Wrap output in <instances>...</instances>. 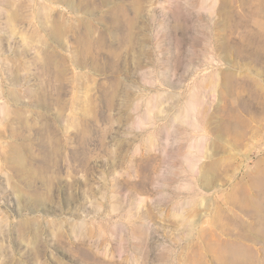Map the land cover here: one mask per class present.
I'll return each mask as SVG.
<instances>
[{"label": "rangeland", "instance_id": "obj_1", "mask_svg": "<svg viewBox=\"0 0 264 264\" xmlns=\"http://www.w3.org/2000/svg\"><path fill=\"white\" fill-rule=\"evenodd\" d=\"M0 264H264V0H0Z\"/></svg>", "mask_w": 264, "mask_h": 264}, {"label": "water", "instance_id": "obj_2", "mask_svg": "<svg viewBox=\"0 0 264 264\" xmlns=\"http://www.w3.org/2000/svg\"><path fill=\"white\" fill-rule=\"evenodd\" d=\"M189 112H190V109H187L186 110V113H185V116H188L189 115Z\"/></svg>", "mask_w": 264, "mask_h": 264}, {"label": "bare ground", "instance_id": "obj_3", "mask_svg": "<svg viewBox=\"0 0 264 264\" xmlns=\"http://www.w3.org/2000/svg\"><path fill=\"white\" fill-rule=\"evenodd\" d=\"M194 127V126H193Z\"/></svg>", "mask_w": 264, "mask_h": 264}]
</instances>
